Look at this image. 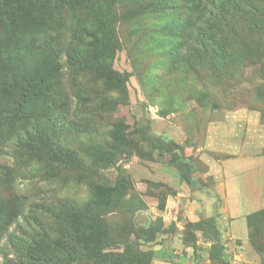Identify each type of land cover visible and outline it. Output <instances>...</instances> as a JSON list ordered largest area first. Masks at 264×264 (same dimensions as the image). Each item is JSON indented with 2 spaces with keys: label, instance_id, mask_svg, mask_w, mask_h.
I'll return each mask as SVG.
<instances>
[{
  "label": "rangeland",
  "instance_id": "rangeland-1",
  "mask_svg": "<svg viewBox=\"0 0 264 264\" xmlns=\"http://www.w3.org/2000/svg\"><path fill=\"white\" fill-rule=\"evenodd\" d=\"M45 3L49 28L39 48L60 73L25 115L8 119L12 107L0 101V202L11 213L0 264H222L206 251L209 216L233 263L264 264V208L218 219L202 198L223 212L227 190L214 197L212 178L201 190L180 175L206 172L196 152L215 153L204 140L218 121L228 142L222 154L241 140L264 158V0H228L230 32L201 30V12L187 17L186 0H113L117 42L105 40L82 0ZM197 30L202 41L193 39ZM97 203L103 208L91 211ZM196 236L193 252L187 243ZM30 243L45 263L29 257ZM157 250L164 257L148 254ZM94 253L102 257L87 258Z\"/></svg>",
  "mask_w": 264,
  "mask_h": 264
},
{
  "label": "trees",
  "instance_id": "trees-1",
  "mask_svg": "<svg viewBox=\"0 0 264 264\" xmlns=\"http://www.w3.org/2000/svg\"><path fill=\"white\" fill-rule=\"evenodd\" d=\"M82 1L94 18L101 24L105 40L117 42L112 32L111 18L109 16V8L113 5V0H104V3L98 6L94 5L91 0ZM227 1L216 0L212 4V0H186L188 3L187 17L190 18L194 12L196 13L199 10L201 12L199 22L201 23L198 22V26L202 25L201 30L208 28V30L215 32H230L229 23L227 22L230 19V13H227L223 7ZM48 17L49 11L45 0H0V53L5 58V65L0 64V101L4 102L5 107H12L11 113L8 114V119L10 120H13L17 115H25L31 111L36 99L44 94V89L49 87L60 73L61 66L59 67L56 64L52 55L39 48L40 42L46 37L49 28ZM198 17L196 14L195 22L198 21ZM203 38L204 35L198 30L193 37L194 40L200 41ZM93 63L92 61H84L81 67L87 68ZM68 65H70V62H66L62 66L68 67ZM9 81L17 87L16 92L10 91ZM4 115L5 113L0 110V120ZM139 133L145 140L157 143L158 150L164 151V147L158 143L159 137L153 136L150 132L145 133L143 129L139 130ZM182 164L187 167V160ZM180 175L188 182L191 189H200L198 181L191 175V171L188 168L187 171L184 170ZM89 208L91 211H95L96 209H102L103 206L97 203ZM105 212H107L106 208ZM10 217L9 208L5 203L0 202V236L4 227L10 222ZM203 223L205 224V229L212 227L210 228L212 229L211 234L204 235L205 241L209 244L206 250L208 257L212 260L221 261L222 264H236L231 260V253L228 251L227 245L221 242L219 232L213 227L215 225L214 218L203 219ZM181 239L184 246L190 244L193 252L197 250V236L187 244L185 237ZM35 244L30 243L34 249L31 250L33 255L29 257L45 263L48 257L42 256ZM253 248L255 249V246ZM255 250L257 251V249ZM261 253L262 251H260ZM148 254L155 258H160L164 257L165 252L157 250ZM101 257L99 253L87 256L88 259H99ZM118 261V259H112L111 262ZM53 264L62 263L53 262Z\"/></svg>",
  "mask_w": 264,
  "mask_h": 264
},
{
  "label": "crops",
  "instance_id": "crops-1",
  "mask_svg": "<svg viewBox=\"0 0 264 264\" xmlns=\"http://www.w3.org/2000/svg\"><path fill=\"white\" fill-rule=\"evenodd\" d=\"M223 125L224 124L222 121L214 122L209 125L210 129L218 130V132L214 134L212 131L213 134H210V136L206 135L204 141L208 143L207 145L210 144L213 146L216 151L215 153L213 152L206 154L203 152L202 148H198L196 153L200 154L199 158L200 161L206 166V172L204 171L203 173H200L195 168L193 176L198 181L201 190L205 187L203 181L206 179L211 180L212 178V182L210 181L212 183V190L216 193L215 195H212L214 197L219 196L225 199L226 196L223 192L227 190L226 195L229 201L228 208L229 210L235 208L233 210L234 214L231 216V214L228 213L229 210H227V207L224 208L223 212L221 210V212H219L218 207L215 208V206L218 204L216 203L215 199L210 203L206 198H202L205 213L213 216V212L218 210L217 215H215L216 218L218 216V219H222L223 216L228 219H231V217L238 219L241 215L242 218L249 213L256 212L264 208V158L252 157L250 153H248L251 151V148L246 144L244 145L243 142L241 143V140L238 141V143L234 142V144L230 145V148L234 149L232 153L222 154V150H227L225 143H228L227 141L223 143L224 138L220 131ZM217 139L220 140L217 141ZM232 141L233 140H231V142ZM224 181H226V183H224ZM183 194L184 193H182V195ZM204 194L206 193L204 192ZM180 196L181 194L179 197ZM205 218H210V216ZM242 222H244V227H246L245 218L242 219ZM224 232H226V228L224 229ZM219 236H221L220 232ZM225 239L227 238L224 237V240ZM230 239H235L238 241L234 234L230 237ZM244 245V247L250 251L254 249L253 246L251 247L252 249H250V246L248 247L247 243Z\"/></svg>",
  "mask_w": 264,
  "mask_h": 264
}]
</instances>
